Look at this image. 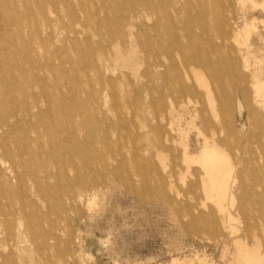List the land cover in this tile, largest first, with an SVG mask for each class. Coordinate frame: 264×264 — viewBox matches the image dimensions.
Instances as JSON below:
<instances>
[{
	"label": "rangeland",
	"instance_id": "374dc122",
	"mask_svg": "<svg viewBox=\"0 0 264 264\" xmlns=\"http://www.w3.org/2000/svg\"><path fill=\"white\" fill-rule=\"evenodd\" d=\"M139 1L0 0V208L14 210L9 242L0 227V264H171L175 259L240 264L242 248L264 257V150L255 137L264 116L256 122L248 114L238 89L247 84L244 93L251 98L250 81L241 75L221 79L231 98L225 110L230 115L226 118L216 103L222 123V131L215 126L216 140L237 164L238 180L231 187L234 205L227 200L220 211L205 194L201 167L192 164L187 172L182 163L184 143L192 155L203 143L186 125L195 110L200 112L195 125L206 136L209 127L200 117L216 125L195 73L188 71L193 83L188 85L198 87L199 105L184 113L180 135L178 126L169 123L190 95L168 97L172 90L163 85V70L152 53L140 55L135 37H113L107 27L98 35L92 26L69 21L68 9H85L91 19L129 20L140 9ZM157 3L171 13L185 8L182 28L217 45L221 24L229 30L256 18L249 64H264V11L251 10L250 2ZM157 19L153 13L131 19L137 24L132 33L150 29ZM40 39L49 45L40 48ZM240 67L245 74L252 70L244 61ZM195 68L213 85L208 68ZM23 103L37 106L31 116L24 115ZM41 163L55 177L48 180L50 194L39 197L16 178L27 180L30 170L41 171ZM26 197L42 213L41 227L32 221V243L18 232L21 212L34 211L23 205Z\"/></svg>",
	"mask_w": 264,
	"mask_h": 264
},
{
	"label": "bare ground",
	"instance_id": "6f19581e",
	"mask_svg": "<svg viewBox=\"0 0 264 264\" xmlns=\"http://www.w3.org/2000/svg\"><path fill=\"white\" fill-rule=\"evenodd\" d=\"M240 1L250 2L251 10L256 11V9L260 8L264 11V0ZM139 3L140 9L138 11H133L132 16L128 18L129 20L124 18L120 22L110 21L108 15L103 18L100 17L99 19H91V17L86 16L85 9L76 12L68 9V17L71 23L83 28L92 26L98 35H100L102 27H107L113 37L117 36L124 40L135 37L137 38V47L140 55H144L145 57L147 53H152L156 58V67L163 70V85L172 90V96L168 95V97L172 98L182 93H188L190 95L185 103L179 106L182 113L174 110L172 113L173 119H171L169 123L170 125L178 126L180 135L184 133V130L180 128L184 113H189L188 108L190 105L195 108H198L199 105L200 93L197 91L198 87L194 89L191 85H188L189 83L193 84L190 81L191 78L189 77L188 71L191 70L195 73L196 80L199 82L200 88L204 90V96L207 98L214 113L215 117L213 122H215L216 125H213L203 116L200 117L201 123L206 128L209 127V134L206 136L202 130L195 125V120L200 113L199 110H195V114L191 116L190 122H187L186 125L189 130L194 129L197 132V135L202 138L203 143L201 150L194 155L190 154L188 145L184 143L182 163L185 165L187 172L192 164L201 167L204 172L202 186L206 196L215 202L220 211H224L225 208L223 203L225 201L228 200L232 206L236 201L235 195L231 192V187L238 180L237 176H235L237 164L231 160L230 156L220 147V144L216 140L219 134L215 126H218V132L222 131V123L219 112H217L215 108L218 102L223 115L226 118L229 117L230 111L225 110L227 105L230 104L231 98L228 93L225 92L221 79L223 76H230L234 80L237 75H241L246 82L250 81V88L253 89L252 97L249 98V96L244 93V88H247V84L241 83L238 85L241 98L248 107V114L254 115L256 122H258V119H256L258 115L264 116V64H262V62L256 66H251V64H249L251 44L248 43V41L251 33L257 32L254 24L256 18H253L249 22H245L241 27H235L233 25L229 30L225 24H221L220 36L222 41L217 45L212 39L204 38L202 35H196L194 31L190 29L182 28L180 14H184L185 8L171 13L167 12L162 5H159L157 0H140ZM40 13L43 14V11L40 10ZM150 13L158 17V19L153 22L150 29L142 27L139 28L137 33L133 34L131 29L137 26L133 20L141 19L146 14L150 15ZM131 19L133 20L131 21ZM261 22L264 28V19ZM89 35V33H86L85 37L90 38ZM46 43V39H40V48L44 49L45 45H49ZM27 51L31 53L34 52V49L28 48ZM211 54H214L216 58L211 59ZM242 61H244L245 67H252L250 73L245 74L240 70ZM196 65L208 68L214 82L213 85H211L204 74L195 68ZM145 76V73H140V77L144 78ZM99 81L103 86L106 83L104 77H100ZM159 96L161 100L165 98L162 93H159ZM32 107L37 108L36 105L29 106L27 103H23V112L25 116H31ZM13 117L17 122L21 120L15 116ZM22 119L25 120V118ZM258 128L259 132L255 136L256 142L264 150V122L259 125ZM75 133L76 128L72 130L74 136ZM185 135H187L186 132ZM166 140L167 135L164 137V142ZM2 154L5 156L4 152H2ZM46 168V164L42 165L41 163V171L38 172L36 169L30 170L27 180L22 177L16 178L17 184L19 186L26 185L27 191L33 195L39 197L48 196L53 189V186L49 184L48 180L55 177V175ZM41 173H43V175ZM242 187L246 188L245 185H242ZM23 205L34 211H25L24 209L21 212L18 232L24 233L26 241L31 242V234L34 233L32 221L35 220V225L41 227L42 213L39 208L36 207V203L28 197L23 200ZM13 216L14 210L11 205L0 208V227L3 226L7 233L4 237L5 242L11 240L10 233L12 232L13 224L11 217L13 218ZM238 260L240 264L264 263V257L260 256L258 252L256 253L255 250L247 248H242L240 250ZM171 264L182 263L175 259Z\"/></svg>",
	"mask_w": 264,
	"mask_h": 264
}]
</instances>
